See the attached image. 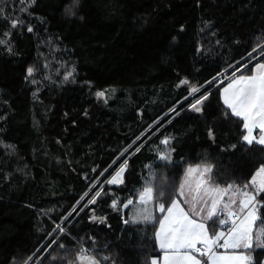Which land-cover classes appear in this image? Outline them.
<instances>
[{"label":"trees","instance_id":"obj_1","mask_svg":"<svg viewBox=\"0 0 264 264\" xmlns=\"http://www.w3.org/2000/svg\"><path fill=\"white\" fill-rule=\"evenodd\" d=\"M257 63L264 0H0V264H153L189 167L242 190L264 167L221 99Z\"/></svg>","mask_w":264,"mask_h":264},{"label":"crops","instance_id":"obj_2","mask_svg":"<svg viewBox=\"0 0 264 264\" xmlns=\"http://www.w3.org/2000/svg\"><path fill=\"white\" fill-rule=\"evenodd\" d=\"M221 99L234 115L245 122L246 139L264 145V67L262 64H255L250 74H236L229 78L221 88ZM198 167L202 168L200 165L189 167V174L191 171H201ZM202 169L205 172L200 173L199 181L215 191L218 186L209 182V168ZM223 191L221 190L219 195L223 194ZM258 195L250 196L253 197L251 204L255 206L254 221L251 223L253 230L257 228ZM137 202L139 207L146 202L152 204V190L151 194H146L144 191L139 193ZM192 208L197 210L193 205ZM214 217L215 215L211 214L208 220ZM208 220L203 221L201 217L190 211L177 196L159 221L156 241L161 254L153 260V264H250L253 259L251 252L253 242L250 243L252 247L249 245L243 248L241 246L243 236L236 233L243 223V217L235 224L219 225L218 231L213 236L209 234L207 228ZM199 246L204 248L206 256L197 254Z\"/></svg>","mask_w":264,"mask_h":264},{"label":"rangeland","instance_id":"obj_3","mask_svg":"<svg viewBox=\"0 0 264 264\" xmlns=\"http://www.w3.org/2000/svg\"><path fill=\"white\" fill-rule=\"evenodd\" d=\"M202 102V99L196 101V103L193 104V108L199 109ZM245 140L249 142L253 141L247 140L246 136ZM163 143L165 144V140H163ZM169 153L170 151L166 146H163L158 153V159H168ZM200 166L202 168H208L207 165ZM198 168V170L201 171H191L190 174L188 168L185 173V179L184 177L182 179L177 195L182 199L184 205L187 206L190 211L201 217L203 221H207L210 218V215L214 214L216 217V223L220 226L227 225L228 223L235 224L241 217H243V223H241L236 232L237 235L243 236L241 246H243V248L247 246L249 247L250 243L253 242L255 249L264 250L263 228L258 227L254 228V230L252 229L251 223L254 221L255 206L251 204L253 197H250L258 195L261 190L264 189V167L257 170L251 179V186L245 190H242L239 187L218 186L215 191L205 183L199 181L200 173L205 171L200 167ZM144 185L145 187L142 192L144 191L146 194H151L152 190L153 197L152 176L149 179L144 180ZM221 190H224L223 194L219 195ZM148 196V198H150V195ZM131 201V199H128L123 207L126 208ZM192 205L197 208V210H194ZM151 206L153 208V204H147L146 202L144 205H141V207L138 206L136 209L132 208L133 219L142 222L153 221L154 216ZM248 210L250 211L247 212ZM250 246L252 247V245ZM262 261L264 263V258ZM86 262L90 264V261L87 259Z\"/></svg>","mask_w":264,"mask_h":264},{"label":"built area","instance_id":"obj_4","mask_svg":"<svg viewBox=\"0 0 264 264\" xmlns=\"http://www.w3.org/2000/svg\"><path fill=\"white\" fill-rule=\"evenodd\" d=\"M225 80H227V78ZM197 254L201 255L202 257L206 256V253L202 247H197Z\"/></svg>","mask_w":264,"mask_h":264}]
</instances>
